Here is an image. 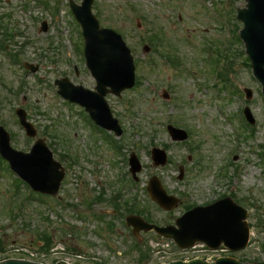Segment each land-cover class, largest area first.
Instances as JSON below:
<instances>
[{"label": "rangeland", "instance_id": "374dc122", "mask_svg": "<svg viewBox=\"0 0 264 264\" xmlns=\"http://www.w3.org/2000/svg\"><path fill=\"white\" fill-rule=\"evenodd\" d=\"M96 2L94 12L100 23L124 35L141 82L120 97L107 96L123 127V134L114 137L122 153L101 141L106 132L83 113L81 121L77 109L72 112L56 96L54 81L64 76L90 89L96 85L85 65L81 27L70 14L69 0H0V43L6 46L0 44V123L14 137L13 146L28 151L34 140L26 139L15 115L17 107L24 108L39 135L47 134L55 157L66 169L60 201L48 198L40 203L25 201L22 190L16 195L15 177L0 164V257L12 255L11 249L18 247L46 264L169 261L173 258L167 248L173 249L170 242L154 233L135 237L113 211V197L122 193L136 197L148 218L160 224L173 223L188 204L230 195L249 211L251 226L249 246L234 256L251 264L263 260L264 94L247 64L243 42L234 40L232 22L234 29L242 24L235 19L228 22L246 1ZM43 22L48 27L45 32ZM149 37L156 40V48L147 51L143 45H151ZM24 60L38 70L25 73L20 65ZM72 61L80 65L78 73ZM151 61L153 65H148ZM214 69L225 72L226 83L216 78ZM245 88L252 91L248 100ZM245 106L256 119L254 125L245 119ZM167 124L190 130L187 141L172 140ZM155 146L165 148V166L153 165ZM132 153L142 164L136 183L125 162ZM154 175L181 198L180 206L167 212L151 201L146 186ZM102 194L104 200H97ZM47 236L52 247L46 255L42 247ZM137 241H145L147 263L139 262ZM156 245H161V251L155 250Z\"/></svg>", "mask_w": 264, "mask_h": 264}, {"label": "water", "instance_id": "95a60500", "mask_svg": "<svg viewBox=\"0 0 264 264\" xmlns=\"http://www.w3.org/2000/svg\"><path fill=\"white\" fill-rule=\"evenodd\" d=\"M247 1V7L239 10V17L245 22V28L241 31V36L246 42L247 52L253 60L255 73L264 83V0ZM92 2L93 0H84L81 6L71 2V6L84 28L85 52L92 74L98 81V96L101 99L108 92L107 86H110L111 91L116 93L132 86L135 78V67L130 50L126 47L121 36L112 30L99 28V23L91 12ZM61 88L64 93L71 95V97H74V94L71 93L74 90L88 92L80 86L75 87L71 84L67 86L61 84ZM80 100L86 101L81 98ZM103 104L104 110L110 115L108 105L104 101ZM0 137L1 150L4 156L10 159L13 168L28 179L35 189L55 194L63 173L58 172L60 164L52 161L50 153H45L46 158L40 163L17 161L25 156L10 148L9 136L1 127ZM36 148L37 146L34 150ZM28 157H31V155H28ZM150 192L152 197L164 208L170 209L176 204V199L167 196L156 179L152 181ZM245 216L246 213L241 211L228 198L212 206L198 207L186 213L177 221L179 228L174 226L159 228L146 223L144 225L148 230L155 229L165 237L174 238L183 246L191 245L197 239L204 241H210L211 239L212 241L218 240L217 243L224 240L226 244L237 249L246 246L249 238V228L243 221ZM199 262L194 260L189 264H198ZM0 264L39 263L7 260L0 262ZM58 264L66 263L60 262ZM169 264L184 263L177 261Z\"/></svg>", "mask_w": 264, "mask_h": 264}, {"label": "trees", "instance_id": "16d2710c", "mask_svg": "<svg viewBox=\"0 0 264 264\" xmlns=\"http://www.w3.org/2000/svg\"><path fill=\"white\" fill-rule=\"evenodd\" d=\"M46 239H47L46 241H49V239H50V238L47 236V238H46Z\"/></svg>", "mask_w": 264, "mask_h": 264}]
</instances>
